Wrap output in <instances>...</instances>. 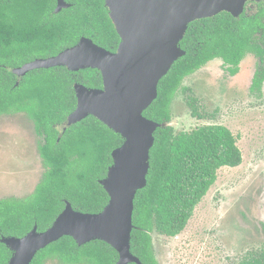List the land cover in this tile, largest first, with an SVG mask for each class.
<instances>
[{"label": "trees", "instance_id": "1", "mask_svg": "<svg viewBox=\"0 0 264 264\" xmlns=\"http://www.w3.org/2000/svg\"><path fill=\"white\" fill-rule=\"evenodd\" d=\"M66 1L72 6L56 13V0H0V115L31 117L42 139L39 151L45 165L32 195L0 199V264H7L12 256L2 237L21 238L35 225L38 231L47 230L67 201L84 213H98L109 201L99 181L106 177L113 162L111 153L122 145V136L92 115L63 133L57 129L76 108L74 84L102 88L101 72L40 68L19 80L11 70L57 55L82 36L108 50L117 49L120 36L105 0ZM249 20L223 12L190 23L180 42L186 54L161 79L158 97L144 115L170 123L171 104L185 76L214 58L236 65L246 51H256L259 46L248 36ZM188 104L192 115L201 118L197 99L191 97ZM238 140L221 124L178 133L172 125L156 130L147 185L134 201L131 252L142 264H158L152 233L179 235L216 182L218 170L241 165ZM46 258H56L60 264H117L119 255L102 240L79 246L71 236H64L39 250L31 264H43ZM238 264H264V248L247 254Z\"/></svg>", "mask_w": 264, "mask_h": 264}, {"label": "water", "instance_id": "2", "mask_svg": "<svg viewBox=\"0 0 264 264\" xmlns=\"http://www.w3.org/2000/svg\"><path fill=\"white\" fill-rule=\"evenodd\" d=\"M245 1L105 0L120 36L115 51L82 36L75 45L57 55L37 58L11 69L19 80L40 68L99 70L103 87L75 83L76 108L57 129L63 133L92 115L120 134L123 143L112 151L113 162L106 177L99 181L109 196L102 211H76L67 201L47 230L38 231L35 225L21 238L2 237L1 242L12 251L8 264H30L39 250L64 236H71L79 246L102 240L117 251V264H142L131 252L134 201L137 192L147 185L155 132L159 127L171 125L147 118L144 111L157 99L161 79L186 54L180 42L189 24L224 11L238 16ZM71 6L66 0H56L55 12Z\"/></svg>", "mask_w": 264, "mask_h": 264}, {"label": "rangeland", "instance_id": "3", "mask_svg": "<svg viewBox=\"0 0 264 264\" xmlns=\"http://www.w3.org/2000/svg\"><path fill=\"white\" fill-rule=\"evenodd\" d=\"M242 78L231 77L223 61H212L185 78L173 98L176 133L227 126L239 137L243 162L218 170L216 182L179 235L152 233L158 264H238L264 248V85L254 92ZM191 97L197 99L201 118L191 113ZM41 140L28 114L0 115V199L33 194L45 171Z\"/></svg>", "mask_w": 264, "mask_h": 264}, {"label": "flooded vegetation", "instance_id": "4", "mask_svg": "<svg viewBox=\"0 0 264 264\" xmlns=\"http://www.w3.org/2000/svg\"><path fill=\"white\" fill-rule=\"evenodd\" d=\"M229 14L237 19H240L241 15L250 19L247 23L250 24L252 27L249 29L248 36L252 41H256V44L259 46V48L256 51H246L243 57L240 59L239 62H237L236 65L231 62H226L224 61V59L220 57L214 58L210 60L208 63H211L212 61L215 62L217 60L223 61V65L226 68L227 72L231 75V77H243L245 84H251L250 88L252 91L254 92L259 91L263 88V85H264V0H246L245 3L243 4L242 11L240 12L238 16H235L231 13ZM207 18H210V17H207ZM202 19H206V18H201L197 20H202ZM197 20H194V21H197ZM208 63H206L204 66H202L201 68H199L192 74L198 72L200 69L205 67ZM245 71H247L246 77H244ZM192 74L185 76L183 80L191 76ZM238 74L239 75L244 74V75L239 76ZM48 260H55L56 262H58L56 258H46L43 264H45ZM58 264L60 263L58 262Z\"/></svg>", "mask_w": 264, "mask_h": 264}]
</instances>
